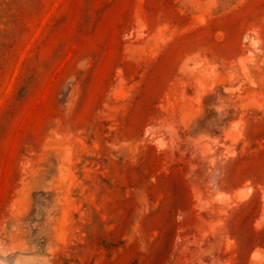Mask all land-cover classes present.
I'll return each instance as SVG.
<instances>
[{"label": "rangeland", "instance_id": "obj_1", "mask_svg": "<svg viewBox=\"0 0 264 264\" xmlns=\"http://www.w3.org/2000/svg\"><path fill=\"white\" fill-rule=\"evenodd\" d=\"M0 264H264V0H0Z\"/></svg>", "mask_w": 264, "mask_h": 264}, {"label": "bare ground", "instance_id": "obj_2", "mask_svg": "<svg viewBox=\"0 0 264 264\" xmlns=\"http://www.w3.org/2000/svg\"><path fill=\"white\" fill-rule=\"evenodd\" d=\"M247 71V70H246ZM255 257V256H254ZM253 258V257H252ZM258 260H259V257H258Z\"/></svg>", "mask_w": 264, "mask_h": 264}]
</instances>
